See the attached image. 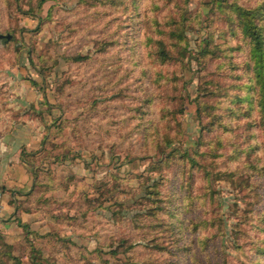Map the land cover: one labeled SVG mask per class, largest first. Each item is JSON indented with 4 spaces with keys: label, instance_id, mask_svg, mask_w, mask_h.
I'll list each match as a JSON object with an SVG mask.
<instances>
[{
    "label": "rangeland",
    "instance_id": "rangeland-1",
    "mask_svg": "<svg viewBox=\"0 0 264 264\" xmlns=\"http://www.w3.org/2000/svg\"><path fill=\"white\" fill-rule=\"evenodd\" d=\"M261 1L0 0V264H264Z\"/></svg>",
    "mask_w": 264,
    "mask_h": 264
},
{
    "label": "trees",
    "instance_id": "trees-1",
    "mask_svg": "<svg viewBox=\"0 0 264 264\" xmlns=\"http://www.w3.org/2000/svg\"><path fill=\"white\" fill-rule=\"evenodd\" d=\"M259 4L260 5L247 11L250 20L246 26L244 25V31L245 35L249 37L247 52L249 55V66H253L255 81L263 84L261 88H264V33L260 27V23L257 20L253 21L257 15L264 18V0ZM157 44L159 46V51L157 52L158 56L166 60L168 52L165 49L164 43L159 41ZM82 58L84 57H74L75 60H80Z\"/></svg>",
    "mask_w": 264,
    "mask_h": 264
},
{
    "label": "crops",
    "instance_id": "crops-1",
    "mask_svg": "<svg viewBox=\"0 0 264 264\" xmlns=\"http://www.w3.org/2000/svg\"><path fill=\"white\" fill-rule=\"evenodd\" d=\"M11 207L12 206L11 204H9V198L7 197V193L3 194L2 198L0 199V222L6 219V217L3 216H7L8 213H10L11 210H13ZM1 223H0V227H1Z\"/></svg>",
    "mask_w": 264,
    "mask_h": 264
},
{
    "label": "water",
    "instance_id": "water-1",
    "mask_svg": "<svg viewBox=\"0 0 264 264\" xmlns=\"http://www.w3.org/2000/svg\"><path fill=\"white\" fill-rule=\"evenodd\" d=\"M10 38V35H3V34H0V39H3V40H8Z\"/></svg>",
    "mask_w": 264,
    "mask_h": 264
}]
</instances>
